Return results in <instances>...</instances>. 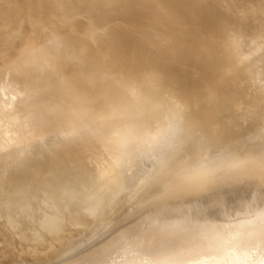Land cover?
<instances>
[{
    "label": "bare ground",
    "instance_id": "1",
    "mask_svg": "<svg viewBox=\"0 0 264 264\" xmlns=\"http://www.w3.org/2000/svg\"><path fill=\"white\" fill-rule=\"evenodd\" d=\"M233 1L234 0H160L157 3L159 5L156 4L153 6L158 7L159 9H163V10L167 9L165 12V16L167 19H165L164 22H161V21L157 22L155 18L151 21L153 24L149 25L150 27L148 28L147 19L151 16L152 13H155V10L150 5L148 6L138 0H0V15L2 19L3 18L8 19L6 23L3 24V28H1L3 38L5 39L7 43L8 42L10 43L8 45V54L6 57L7 59L15 57L14 59H10L9 65L6 63L9 66L8 68L9 71H12L16 69L17 67L19 68V67L28 66V65L29 66L36 65L37 67H39L38 65L42 66V62H43L42 58H44V61H46L47 66L43 67V70L41 73H44V75H42L40 79L44 80L46 71H48L55 76V80L53 81V84L60 90L65 89L66 87H69L70 90L76 91L78 89L84 93L83 97L69 96L67 98H64L66 100L64 104L59 103L56 100L59 98V96L62 97L59 93V96L56 97L52 106H50V104L53 100V97L51 95H46V94L42 95L39 101L44 102L46 104V108H48L51 111L50 116H49L50 124L52 126L57 125L56 127L64 123H67V124H64L66 125L64 127L55 128V130L51 133L43 132L40 134H36L33 130H28V129H25V131H22L24 130V128H22L20 131H22L21 137L23 139V142L25 141L32 142L34 140L36 141L38 140L48 141L49 140L48 145L50 144L51 146H53L51 144L52 141L56 142V141H61V139H64V140L66 139V142L68 143L70 148L76 152V154L79 153L82 157L83 156L85 157L87 154L91 153L93 155V158H92L93 161L104 158L105 159V162L103 161L105 163V164L103 163L104 166L103 167L99 166L101 168L99 169V171H96L94 174L96 181H98V183L101 184V186L102 185L104 186L107 180L109 181V178L107 179V176L105 175L103 176V172L107 170L108 172H110L109 174L110 178L114 177L115 182L119 184V186H115L117 188L116 190L120 188V191L118 192L115 190L117 192L116 193L117 202H116L115 208H113V210L109 211L108 213L107 211H105L107 213L105 214L106 216H111V221L105 233L102 235L98 234L99 236L94 234L95 236H92V237L89 236L90 238L88 240H82L83 244L78 243L81 246L79 245L78 248L76 247L77 248V249L75 248L76 250L68 247L70 251L67 249L69 253L68 252H65V253L70 254V252L72 251L70 257L63 259V258H60L61 256L58 257L57 255L58 258L53 257L52 260H54L55 258V261H53V263L50 262L51 264H93L95 261L97 262V260L102 262L103 259H104L103 261H105V259L107 260L119 253L127 251V249L135 248L139 242L138 240L139 238L135 237L137 236L136 234H139L140 236L141 235L144 236L151 232L157 231V228L159 229L164 228L165 230L167 226L173 229L176 226L177 227L179 225L183 226L184 224L187 225L194 221H195L194 222V226H195V224H197L196 221H198L197 219L199 218H200L199 223L203 224V225H200V227L204 226V227L199 228V226L197 225L199 230L203 229L202 231H204L206 229L208 230L210 229L212 231L213 230L216 231V232L214 231L213 232L217 234L216 229L218 228L219 230L220 228H223L220 226L222 222L219 223L220 218L218 217H217V219H219L218 221L213 219L215 218L213 216L215 215V213H212V212L215 208H219V204L220 205L230 204L229 206H222L223 207L221 211V213L223 214L222 217H225L228 219L226 220V223L223 222L222 224L223 226L228 225L229 227H231L232 225L233 226L237 225L236 227H238L237 229L239 232L242 230L248 229V228L252 229L253 227L259 226L258 223H257L258 225L256 224V220H259L261 217L255 218L256 216L255 214L256 213H258L257 215L264 214V209H262L263 205L260 203V199H264V179L262 181L261 176L259 177L258 175L257 176L255 175L247 179L246 178L238 179V180L233 179V180H226L224 182L222 180L221 182L219 181L214 184L212 183L211 184L213 185L212 192L207 193V194H205L204 192H200V191L185 192V193L182 191H180L179 193H176V192L173 193L171 191L172 186L177 182V179H179L180 181L182 178L184 179V178L189 177L190 174L194 176L203 175L205 173L206 175L209 174L208 170L210 168L212 167L216 168L219 166V161L216 162V159H219V156H217L216 154L217 152H219V148L220 147L227 148L228 146H230L231 143H238L242 140L241 134L232 136L231 134H227V132L224 129L220 128L221 126L219 127V130L217 129L218 127L217 128L214 127V130L212 133L209 131L210 129H208V132H206V134L205 133H202L199 135L197 134L198 125H194L192 121L193 120L197 121L198 119H201L202 117H206L208 119V122H212L211 119L218 118V116H222L220 112L218 114L217 107H216L217 110L215 109V107H211L209 105H207L204 108H199L197 111L192 113V115L190 116L191 118L189 122H185L184 120H181L180 118L182 116L180 115L181 117L178 118L179 119L178 120L179 122H178L177 118L175 119L174 116L176 117V115H178L179 113L176 114L175 113L176 111H173L175 110V108L172 109L171 107L173 106H171L170 104L171 107L169 109L170 110L172 109V111L176 114V115L173 114L174 115L173 119L176 120V121L174 120L175 123L178 122L179 124L175 125L173 128H168L169 125L167 126L165 124L167 128L162 130L159 126L156 127V125H153V127L145 126L141 128H136L133 123V122H136L135 121L136 118L132 116L131 114L132 112L129 110H126V107L124 111L123 110L121 111L116 106V101H118L122 97L129 99V96H130V98H134V100L135 98L138 97V100L136 101H139V99L141 100L142 103H140V105L142 104L141 106L143 107V109L139 108V110L148 109L150 111V109L152 110V108L154 110L155 105H157L156 107L159 108L160 106H162L161 104L164 103L163 101L166 100V99L164 100L162 99L163 100V101L161 100L162 102L160 100H157L159 97L158 98L154 97V94L157 93V91H160L162 93L163 92L168 93L170 90H173V89L175 90L176 87L178 86L179 88L182 87V83L178 79V76L180 75L179 73L181 71L179 72L178 71L179 69L177 70L176 68L169 71L171 73L170 84L167 83V84L161 85L155 81L152 83L148 81L146 83H142L139 85V84H136V82L139 81V83H141V81L138 80V78H143L142 76L143 74L154 76V74L155 75L157 74L156 72L159 69H163V70L170 69L171 66L168 64V60H170L173 56H176L177 49L180 48L181 50L182 49L184 50L185 47H188L185 38L187 34L190 33L189 31L199 32L203 37L205 36L206 37L205 39L208 43V48L213 45L216 46L217 44L220 43L221 40L228 39L229 36H231L233 33H236L240 39L245 38V35L242 29L245 30L244 31L245 33L251 32V35H249L251 39L261 38L264 40V0H246L247 1L246 7H247L248 15L245 18H240V17L232 18L229 15V13L226 10H224L223 7L227 5L229 6V4ZM5 3H10V5H7ZM224 4H227V5H224ZM111 12H113V14L117 12L119 14L124 15L122 18L118 17L117 20L118 22L119 21L120 22L119 23L116 22V23L131 24V26L137 27V30L138 29L141 30L139 35L135 34V36L125 38V36L121 34V31L117 26L112 27L111 25H109L110 21L115 20L114 19L115 16H113V19L107 18L110 16ZM255 16H258V18ZM231 19H234L235 21H237L236 24H238V26L228 29V26H229L228 22H230ZM122 20H124V22ZM169 20L170 22H168ZM173 21H174V25L172 26L171 22ZM98 22H101L104 24L105 30L95 35L93 33L95 30L92 29V25L93 23H98ZM81 25L84 26L85 29L78 30V27ZM128 26H126V28ZM158 26H162V27H158ZM107 28L108 29L113 28V29H110V31L111 30L112 31L109 33V30L106 31ZM123 28L125 29V27ZM186 28H191V30L188 31ZM94 39L97 42V48H94V46H91L93 44H91L90 41ZM164 40H170V41L172 40L173 43L172 45H170L172 46V48L171 47L165 48L163 45L161 47L160 46L157 48L155 47V46H158L156 44L161 45L162 41ZM249 52L250 54L252 53V51H248V53ZM79 56H80V61L78 62L75 59V57H79ZM48 59L50 61H48ZM92 60L96 61L97 64L92 65L91 63ZM67 63L76 64V69L74 70L75 74L73 73V76L70 77V78H73V80L70 81V78L67 77L65 78L66 80L65 82L61 79V76L64 74L63 72L64 65ZM3 64L5 63H3V60L0 59V67L3 66ZM199 65L202 66V64L200 63L198 64V66ZM257 68H258L257 75H260L264 72V57L260 59V64L258 65ZM39 73H40L39 70H35L33 73L27 74L25 76L32 78L35 74H39ZM86 74H92L93 76L91 79L88 80L85 76ZM163 75L164 73H160V76H163ZM135 76L138 77V78L136 77L137 80H135ZM131 77L132 79L134 77V80L136 82H133L134 80H130V84L131 85L134 83L135 84L132 86L126 85L125 83L127 81L126 78L130 79ZM212 79L214 80L212 81L210 80L206 82L205 86L204 85L202 86V83H196L192 85V87L188 89L189 91H191L192 94L191 95L188 94V96H185V98L190 100L191 96H194L193 93L198 94V95L201 93H206L205 95L208 96L207 98L208 101L209 100L212 101L214 99L217 100V98H220L221 96L228 99L229 98L227 94L228 89L226 90L225 93H223L222 90H225L224 87L226 88V86L228 85L226 81L228 82L230 78L226 79L225 81L223 80L220 81L216 79L215 77ZM153 80L155 79H152V81ZM262 80L264 81V79ZM2 83H7V85H5V88L8 89L7 91L13 88L12 82L10 81L9 78L3 80ZM261 84H264V82H262ZM177 90L179 89L177 88ZM140 97L141 98L144 97L142 98V99H145L144 103ZM154 98H157V99L153 101ZM134 100L133 101L131 100V101L135 103L136 101ZM156 100L161 102L159 107H158V103L155 104ZM174 100L172 101L175 102ZM170 102L168 101V103ZM165 103L167 102L165 101ZM128 104H130L131 106V103H128ZM135 104H139V102ZM172 105L174 104L172 103ZM164 108H165V104H164L163 109ZM177 108H180V107L178 106ZM182 108H180V110H183ZM156 110L157 109H155V112L156 114L158 112V114L156 115L155 112H153V114L158 116L160 119L162 117L163 112H161L160 109H158V111ZM159 111L161 113H159ZM172 111L170 112L171 114L173 113ZM168 113H166L167 116H168ZM166 114H164V117ZM164 117L162 119H164ZM76 119H79V121L71 122ZM173 122L171 121V124ZM168 123H170V121ZM211 125L210 123H208L207 127L210 128ZM228 135H231L232 138L227 139L226 137H228ZM170 136L171 137L173 136L175 140L174 141L171 140L172 138ZM161 138L164 141H161ZM248 139H251V140L259 139V141L263 140L264 139V128L262 132H257L254 135L252 134ZM160 142L162 143L161 146L159 144ZM7 144L8 142L5 140V138L0 136V146H5ZM46 144H43V145L45 146ZM33 145L35 146V144ZM57 145L55 143V146ZM27 146H29L28 143H27ZM17 148L13 149V147L12 148L7 147V149H9V152L5 153L3 155V158L1 157L0 163L6 160H7L6 162H8L11 159H13L11 160L13 162L15 158L21 154L22 149H17ZM67 149L69 151L68 147ZM196 150H203L200 152H203L201 156L204 158H201L200 156L194 160H191L192 158L190 157L191 156L190 153ZM50 151L48 153H50ZM73 151H70V152H73ZM0 154L2 155L3 152ZM57 154H58V151H57ZM68 155L70 156L69 153ZM212 155L214 157H211ZM22 156L24 159L25 156L24 155ZM22 156H20V158ZM61 156H64V155H61ZM105 156H107L108 158L106 159ZM32 158L33 157H31V159ZM36 158H39V156ZM51 159L52 158H50V160ZM20 160L21 159H19L18 161ZM50 160H48V163ZM54 160L55 158L53 159V161ZM128 160H129L128 169L127 170L125 169L126 171L124 170L123 173H120L119 169L117 168L119 163L121 164L123 161L126 162ZM62 161L67 162V159H65V161L64 160ZM12 162L10 166L12 165ZM15 163L16 162H14L13 164ZM60 163L62 164V162ZM24 164L25 163H23L22 167H24ZM86 164H88L87 161H86ZM17 165L21 166L20 164H17ZM56 165L58 166L57 163ZM62 165H64V163ZM68 165H69V162H68ZM69 167L71 168V166ZM122 167L125 168L124 166ZM208 167L210 168L208 169ZM10 168L12 169V167ZM86 169H89V168H87L86 166ZM0 171H1V168H0ZM263 173H264V170H263ZM12 174H14V172ZM4 175H5V172L3 173V176ZM15 175L17 174L15 173ZM36 175H37V172H36ZM39 177H42V176H39ZM7 180L8 179H6V181ZM46 182L47 181L44 182V185ZM14 183H16V181H14ZM8 185L6 187L10 188L12 184L10 183V186ZM48 185H46V188L48 189V187H50V189L48 190L51 191V186H48ZM3 186L2 187L0 186V187L3 188ZM6 187H5V190H8L6 189ZM26 187L27 186H25L24 188L27 191L28 188ZM1 188H0L1 190L0 192H2ZM112 188L113 187H110V190L106 188L104 191V194L107 193V195L108 194L112 195L113 194L111 191ZM13 192H14V189H13ZM13 192H11V194ZM3 193L7 197V194L5 193V191ZM39 193L41 194L40 189H39ZM12 195L10 197H12ZM31 196L33 197V195ZM6 197L5 199L8 198ZM21 198L23 199L24 196ZM40 199H41V196H40ZM45 199L42 198L43 204L45 203V201H47ZM0 200H3V198H1ZM63 201L64 200L62 199V202ZM32 203L33 202L31 200V204ZM113 204L115 205V203ZM4 205L6 204H3V207ZM28 205H30V203ZM61 205L63 204L61 203ZM49 206L51 207V205ZM110 207H113V206L110 205ZM65 208H66V205L65 207H59L56 210H52V211H55L54 213L52 211L50 213L46 210L40 211L37 209L38 211H34L31 215H29V217L28 215H25V214H24L25 216L18 218V219H16L17 217L16 218L14 217L16 221L12 219L10 223L12 226H14V228L16 227V229L19 230V231L17 230L19 234L16 233L19 235V237L28 239V242H31L29 240L35 241L36 243L32 242L31 244L33 243L34 245L37 244L39 248L45 249L48 246H50L48 245L49 239L47 238H52V239L57 238V237L60 238L61 237L60 234L62 230L68 227L69 225L71 224H80V225L85 224L86 225L87 222L90 221V219L87 217L88 215L84 213L82 214L77 213L79 215L77 217H73L75 215H73L72 217H68L67 214L65 213V210H64ZM98 209L100 208L98 207ZM4 210L6 211V209ZM261 210L263 211V213L259 214ZM101 211H103V209ZM6 213L8 212L6 211ZM9 214H10L9 216H11V212H9ZM218 214L219 213H217V215ZM3 216L5 218V216L7 215H3ZM31 217L33 219H31ZM4 218L2 219L3 221L7 219V218L5 219ZM229 218H232V220L230 221ZM254 218L256 220H254ZM26 219L28 220L31 219L33 221L28 222V220ZM98 219H99V216H98ZM2 220L1 222H3ZM99 221L100 219L97 222ZM4 223L0 225L4 226ZM91 224H92V221H91ZM263 224L264 223H262V225ZM6 225L8 226V222ZM102 225L106 226V223ZM12 226H8L7 229L9 230V228ZM205 226H207V228ZM193 228L195 230L198 229L196 227H193ZM227 228H224V229H227ZM194 229L193 231L195 232ZM10 230L12 229L10 228ZM164 230H161L160 232L163 231V234H165ZM188 230H185L184 232ZM210 230L209 232L207 230L204 232L212 233L210 232ZM90 231H91V228H90ZM178 231H180V229H178ZM190 231L191 230H189L188 232ZM202 231L200 232V234L197 231H196L197 234L192 232V236L194 235L198 236L199 234L201 238L202 236L205 237L206 234L204 232H203L204 235H201ZM14 232L16 231L14 230ZM188 232H186V234L189 237L191 235L190 234L191 232L189 233L190 235H188ZM181 233H183V231ZM167 234L168 233L166 232V235ZM234 234L235 233H233L232 236ZM212 235H213L212 238L214 237L217 238L216 235L214 234ZM3 236L2 238L4 239L6 236L4 237ZM12 236L13 235L11 234V238ZM132 236H134L136 239ZM173 236H176V235L174 234ZM192 236L190 237L193 239ZM180 237L178 236L177 238L175 237L176 238L175 241L173 240L174 238L170 237L171 239L169 238L170 239L169 241L171 243L173 242L172 245L173 244L175 245L177 240L178 241L182 240V237L181 238ZM188 237H187V243H190L189 241L190 239L188 240ZM209 237L211 236L209 235ZM184 238L186 240V235L183 236V239ZM0 240H1V237H0ZM11 240L12 239H10V243L13 241ZM185 240L184 241L182 240L183 242L182 241L181 242L187 245L185 243ZM201 240H199L200 241L199 243L203 244L204 242H202ZM206 240H208V238ZM77 241H79V239ZM165 241H168V237ZM180 241H179V244L181 243ZM13 242L17 244V241H13ZM170 242H167V243L171 245ZM195 242H197V245H198V241L195 240ZM195 242L191 243L192 249L194 246H196V245H193V243L196 244ZM11 244H9L10 247L13 246V244L12 245ZM165 244L163 243L164 246ZM176 245L177 246H175V249L176 247H178L177 243ZM4 246L2 247V249L5 250L6 247L4 248ZM164 246L163 248L166 247ZM173 246L171 248H173ZM180 246L179 248L181 249ZM199 246L197 248H199ZM21 248L23 247H20V250ZM186 248H190L189 244L187 245ZM244 248H247V247L244 246ZM17 249L19 250V248ZM7 250H8V247H7ZM10 250L11 248L8 250L7 253H11L9 252ZM181 250H184L183 247ZM14 254H16V252H14ZM9 257H12V256H9ZM194 257H197V256H194ZM214 257H216V255ZM211 259H213V257ZM248 261L250 260L248 259ZM251 261H252V258H251ZM36 262H40V261H36ZM43 263H46V260ZM119 263L123 264V262H119ZM209 263H212V262L209 261ZM27 264H30V263L28 262ZM31 264H33V262Z\"/></svg>",
    "mask_w": 264,
    "mask_h": 264
},
{
    "label": "rangeland",
    "instance_id": "2",
    "mask_svg": "<svg viewBox=\"0 0 264 264\" xmlns=\"http://www.w3.org/2000/svg\"><path fill=\"white\" fill-rule=\"evenodd\" d=\"M138 1L144 3L148 6L150 5L155 10V13H152L151 16L147 19L148 28L150 27L149 25L153 24L151 21L155 18H156L157 22L158 21L164 22L165 19H167L165 16V12L167 9L163 10V9H159L158 7L153 6V5H156L158 3V1H160V0H138ZM5 4L10 5V3H5ZM157 5H159V4H157ZM224 5H227V4H224ZM246 5H247L246 0H234L233 2H231L229 4V6L227 5L223 8H224V10H226L229 13V15L232 18H235V17L236 18H238V17L245 18L248 15ZM112 14H113V12H111L109 17L106 16L109 19L110 18L113 19V16H115L114 17L115 20L110 21L109 25H111L112 27L117 26L120 29L121 34L124 35L125 38L135 36V34L139 35L141 30L140 29L137 30V27H133V26H131V24H125V23H121L122 25L118 24L120 22V21L118 22V20H117L118 17L122 18L124 15L119 14L117 12H115L113 15ZM255 17L258 18V16H255ZM7 20H8L7 18L2 19L1 15H0V59H2L3 63H5V64H3V66L0 67V136L4 137L5 140L8 142L7 145L0 146V149H1L0 153L3 152L2 155L0 154L1 155L0 159H1V157L3 158V155L5 153L9 152V149H7V147L8 148L13 147V149L18 147L17 149H22V150H21V154L18 155V157H16L13 162L11 161L13 159H11L8 162H6L7 161L6 160V161H4L5 163L4 162L0 163V168H1V171H0V178L1 179H0V181H2V182H0V186L2 187L3 185H5V186H3V188L0 187L2 189V192H0V195L1 194L2 195L0 197L3 198V200H4V201L0 200V202H1L0 203V207H1L0 213L2 211V213L0 215L1 216L0 217V224L2 225L4 222L7 224V222H8V226H12L10 223L12 221V219L16 221V219L21 218L25 215H28V217H29V215H31L34 211H38V210H40V211L46 210V211L51 213L52 210H56L59 207H65V205H66V208L64 210H65V213L67 214L68 217H72L73 215H75L73 217H77V216H79L78 214L84 213V214L88 215L87 217L90 219V221H88L89 220L88 218H87L88 220H86V221H88L87 224L90 227L87 224L86 225L85 224H83V225L71 224L62 230V232L60 234L61 235L60 238H58V237L54 238V239L47 238V239H49L48 240L49 242L48 241L47 242H48V245H50V246H48L45 249H41V248H39V246H37V244L34 245V243H36L35 241L29 240L31 242H28V239L19 237V235H18L19 230L16 229V227L15 228H14V226H12L13 228L10 227L12 230H10V228H9V230H10V232H9V230L7 229L8 226L4 223V226L0 225V237H1V240L3 241L2 242L0 240V246H1L0 247L1 248L0 249V264H4V263L5 264H9V263L10 264L11 263L12 264H20V263L21 264H27L28 262L30 264L32 262H33V264H35V263L41 264V263L45 262V260H46V263H43V264H51V263H53V261H55V258H58L60 256H61L60 258H63V259L70 257L72 251L70 252V254L65 253V252H68V250H69L68 247L76 250L81 243L83 244L82 240H88L92 236H95L98 234L102 235L105 233V231H106V229H107V227L111 221V216H106L105 214H107L109 211H111V210H113V208H115L116 202H117L116 201V193L118 191H120V188L118 190H116L117 188L115 186H119V184L115 182L114 177L110 178V175H109L110 172H108L107 170H105L103 172V176L104 175L107 176V179L109 178V181L107 180V182L104 186L103 185L101 186V184H99L98 181H96L94 174L96 171H99V169L104 166V164H105L104 158L97 159L96 161H93V159H92L93 155L91 153L87 154L85 157L84 156L82 157L79 153L76 154V152L70 148V146L66 142V139L65 140L61 139V141H56V142L52 141L53 143L50 141L53 146H51L50 144L48 145L49 140L48 141H44V140L36 141V140H34L32 142H27V141L23 142V139L21 137V132L25 131V129L33 130L36 134H40L43 132L51 133L55 130V128L64 127V126H66L64 124H67V123L61 124L58 127H56L57 125L52 126L50 124V121H49L50 117L49 116H50L51 111L48 108H46V104L44 102L39 101L40 97L42 95L46 94V95H51L53 97V100L50 104V106H52L56 97L59 96V93L63 98L59 96V98L56 100L62 104H64L66 102V100L64 98H67L69 96L83 97L84 93L78 89L76 91L70 90L69 87H66L65 89L60 90L59 88H57L53 84V81L55 80V76L48 71H46V75H45L44 80L40 79L41 76L44 75V73H41L43 70V67L47 66V63H46V61H44V58H42L43 59L42 66L38 65L39 67H37L36 65L35 66H29L28 65V66H23V67H19V68L17 67L16 69L9 71L8 65L10 63V59H14L15 57L9 58V59H7V57H6L8 54V45L10 43L9 42L7 43L5 41V39L3 38L1 28H3V24L6 23ZM122 21L124 22V20H122ZM116 22H118V23H116ZM168 22H170V20ZM228 23H229L228 29L238 26V24H236L237 21H235L234 19H231V21ZM171 24L173 26L174 21L171 22ZM119 25H121V26H119ZM126 26H128L127 27L128 29L126 28ZM123 27H125V29ZM158 27H162V26H158ZM82 29H85V27L82 25L78 27V30H82ZM92 29L95 30L93 33L95 35H97V33H101L105 30V26L101 22L93 23ZM110 29H113V28H110ZM110 29L107 28L106 31L109 30V33H110L112 31V30L110 31ZM186 29L188 31L191 30V28H186ZM242 30H243V33L245 35V38L240 39L236 33H233L231 36H229L228 39L221 40L219 44H217L216 46H214V45L210 46L209 48H208V43L205 39L206 38L205 36L203 37L199 32L189 31L190 33H188L186 38H185L188 47H185L184 50L183 49L181 50L180 48H178L177 52H176L177 53L176 56H173L170 60H168V64L171 66L170 69L163 70V69L158 68L159 70H157V72H156L157 74L156 75L154 74V76H150L148 74H143L142 75L143 78H138L137 76H135V80H137V78H138V80H140L141 83H139V81H137L138 82L137 83L134 80V77H133V79H132V77L130 79H128L129 77L126 78L127 81L125 83H126V85H129V86H132L135 84L134 83L131 85L130 80H134L133 82H136V84H139V85L142 83H146L148 81L151 83L155 81L161 85H164L167 83L170 84V82H171V77H170L171 73L169 72L170 70L176 68L177 70L179 69L178 70L179 72L181 71L179 73L180 75L178 76V79H179V81H181L182 87L179 88V86H178V87H176L175 90L174 89L170 90V91L168 90L169 91L168 93L167 92L162 93L160 91H157V93L154 94V97H157V98L159 97V98L158 99L154 98L153 101L155 99L160 100V101L162 99L163 100L166 99L164 101L162 100L164 102L162 104H161L162 101L161 102L157 101V100L155 101V104L158 103V107L160 104L162 105V106H160L161 108L160 107L157 108L156 107L157 105H155V109H157L156 111H158V109H160V111L163 112L162 117L160 119L158 116H156L158 114V112L156 114L155 109L153 110V108H152V110L149 108L150 111L148 109L139 110V108L143 109V107L141 106L142 104L140 105V103H142L140 99H139V101H136V100H138V97L135 98V100H134V98H130V96H129L130 101H129V99L122 97L121 99L116 101V106L121 111L122 110L124 111L125 107H126V110H129L132 112L131 113L132 116H134L136 118V120H135L136 122H133L134 126L136 128H141V127H145V126L146 127H153V125H156V127L159 126L162 130L166 129L168 125H169L168 128H173L175 125L179 124L178 118H180L181 116H182L180 118L181 120H184L185 122H189V120L191 118L190 116L192 115V113L197 111L199 108H204L207 105H209L211 107H215L216 110L218 108V114L220 112V114L222 116H218V118L211 119L212 122H208V119L206 117H202L201 119H198L197 121L193 120L192 123L194 125H198V127H197V134L198 135L202 134V133L206 134V132H208V129H210L209 131L212 133L214 130V127L215 128L218 127L217 129L219 130L220 126H221L220 128L224 129L227 132V134H231L232 136H235L238 134L242 135V138H241L242 140L240 142L231 143L230 146H228L227 148L226 147L225 148L224 147L219 148V152L216 153L217 156H219V159H216V162L219 161L218 167H216V168L208 167V169L209 168L210 169L208 170L209 174H207V175H206V173L203 175H198V176H196V175L194 176V175L190 174L189 177L184 178V179L182 178L180 181H179V179H177V182L172 186V189H171V191L173 193H175V192L179 193L180 191H182L184 193L185 192L200 191V192H204L205 194H207V193L212 192V189H213V187H212L213 185H211L212 183L214 184V183L219 182V181L221 182L222 180L224 182L226 180H233V179L234 180L245 179V178L247 179V178L255 176V175L256 176L258 175L259 177L261 176L262 181L264 179V173H263V170H264V139L261 141H259V139H253V140L248 139L252 134L254 135L257 132H262L263 128H264V84H261L262 82H264L262 80V79H264V72L260 75H257V72H258L257 67L260 64V59L262 57H264V40L261 38L251 39L249 37V35H251V32L245 33L244 32L245 30L244 29H242ZM246 31H248V30H246ZM159 42H161V41H159ZM90 43L93 44L91 46H94V48H97V42L95 41V39L90 41ZM172 43H173L172 40L171 41L170 40H164V41H162L161 45L156 44L158 46H155V47L157 48V47H159V46L161 47L163 45L165 48L166 47L172 48V46H170V45H172ZM248 51H252V53L250 54V52L248 53ZM75 59L79 62L80 56L75 57ZM48 61H50V60L48 59ZM91 63H92V65L97 64V62L94 60H92ZM199 63L202 64V66L201 65L198 66ZM99 65H101V64H99ZM75 69H76V64H73V63L65 64L64 68H63L64 74L61 76V79L66 82L65 78H67V77L70 78L71 76H73V73L75 74V71H74ZM35 70H39L40 73L35 74L32 78L25 76L27 74L33 73ZM160 73H164V75L160 76ZM157 75H159V76H157ZM85 76L89 80L92 78L93 75L92 74H86ZM201 77H202V79H201ZM214 77L220 81H222V80L225 81L226 79L230 78L228 80V82L226 81V83L228 85L226 86V88L224 87L225 90H222L223 93H225L226 90L228 89L227 91L231 94L230 95L227 92V94L229 96L228 99L220 95L221 97L217 98V100L214 99L212 101H210V100L208 101V99H207L208 96L205 95L206 93H201L199 95L193 93L194 96H191L190 100L185 98V96H188V94H190V95L192 94L191 91L188 90L192 87V85H194L196 83H202V86L203 85L205 86L206 82H208L210 80L211 81L214 80V79H212ZM7 78L10 79V81L12 82V86H13V88L10 89L9 91H7L8 89L5 88V85H7V83H2V81L7 79ZM152 79H155V80L152 81ZM71 80H73V78H70V81ZM128 80H129V82H128ZM23 82H25L26 84ZM177 88L179 90H177ZM219 93H221V92H219ZM162 95H163V97H162ZM142 98H144V97H142ZM230 98L233 102L230 100ZM131 100L136 101L135 103L139 102V104H135ZM142 100L144 103L145 99H142ZM167 100L169 102L170 101L171 102L168 103ZM172 100H174L175 102H173ZM165 101L169 105L167 103H165ZM128 103H131V106ZM172 103L174 105H172ZM164 104H165V108L163 109ZM170 104L173 107H171ZM177 105L180 108L183 107L182 108L183 110H180V108H177L178 107ZM236 105H238V106L240 105V106L238 107ZM139 106H141L142 108ZM170 107L172 109L175 108V110H173V111H176L175 112L176 114L179 113L178 114L179 117H178V115H176L172 111V109L171 110L169 109ZM160 111H159V113H161ZM171 111L173 112L172 114L170 113ZM146 112H148V113H146ZM153 112H155L156 115L153 114ZM166 113H168V116H170V117H168ZM164 114H166L165 117H164ZM173 114L176 115V117ZM173 116L175 119L177 118V121H178L177 123H175L176 120L173 119ZM163 117H164V119H162ZM78 121H79V119H76V120L71 121V122H78ZM169 121H170V123H168ZM171 121L172 122L174 121V122L171 124ZM45 122H47V123H45ZM208 123H210V125L212 124L210 126V128L207 127ZM22 128H24V130L20 131ZM251 128H252V130H251ZM255 131H257V132H255ZM231 135H228V137H226V138L227 139L232 138ZM170 137H169V139H170ZM171 138H172L171 140H173V141L175 140L173 138V136ZM196 138H198V137H196ZM161 141H164V140L161 138ZM173 141H172V143H173ZM26 142L28 143L29 146H27ZM55 143H56V145L58 143L59 144L57 146H55ZM33 144H35V146ZM43 144H46V145L44 146ZM159 144L161 146L162 143L160 142ZM42 145H43V147H42ZM48 146H50V147H48ZM66 146L69 148V151H68ZM27 148H29V149H27ZM58 148L60 150L61 149L62 150L60 151ZM31 149H32V151H31ZM49 151H50V153H48ZM57 151H58V154H57ZM70 151H73V152H70ZM200 151H203V150H196V151H193L192 153H190V155H191L190 157L192 158L191 160H194L197 157H200L201 154L203 153ZM33 152H35V153H33ZM211 152H212V150H211ZM22 153H24V154H22ZM51 153H53V154H51ZM68 153L70 154V156L68 155ZM49 154L51 155V157ZM22 155L25 156L24 159H23ZM29 155L33 158L31 159V157ZM59 155L60 156L64 155V156H61V158H60ZM20 156H22V157L20 158ZM34 156H35V158H34ZM38 156H39V158H36ZM49 157L52 159L50 160ZM86 157L87 158L89 157V158L87 159ZM105 157H106V159L108 158L107 156H105ZM211 157H214V156L212 155ZM18 158L21 160L18 161L19 160ZM54 158H55V160L53 161ZM201 158H204V157L201 156ZM65 159H67V162L65 161ZM22 160H23V162H22ZM48 160H50L49 163L51 162L50 165L48 163ZM62 160H64L65 162H63ZM80 160H81V162H80ZM86 161L88 164H86ZM11 162H12V165L10 166ZM14 162H16V163L13 164ZM60 162H62V164L64 163V165H62ZM68 162H69V165H68ZM123 162L121 163L122 165L119 163V165L117 167L119 169L120 173H123V171L125 169L127 170L129 167V164H128L129 160L126 162L125 161H123ZM6 163L7 164L9 163L8 164L9 166ZM23 163H25L24 167H22ZM56 163L58 164V166L56 165ZM3 164H5V165H3ZM17 164H20L21 166H19ZM126 164H127V166H126ZM13 165H14V167H13ZM60 165H61V167H60ZM69 166H71V168ZM86 166L89 169H86ZM99 166H101V167H99ZM122 166H124L125 168H123ZM10 167H12V169ZM64 167H65V169H64ZM15 168L16 169L19 168V169L16 170ZM121 168H122V170H121ZM13 169H14V171H13ZM93 170H94V172H93ZM2 171L5 172L4 176H3L4 172H2ZM12 171L14 172V174H12L13 173ZM21 172L23 173V175ZM36 172H37V175H36ZM15 173L17 175H15ZM18 176L19 177L22 176V177L19 178ZM39 176H42V177H39ZM15 178H16V180H15ZM6 179H8V180L6 181ZM30 179H32V180H30ZM52 179H54V180H52ZM111 179H112V181H111ZM14 181H16L17 184L14 183ZM45 181H47L46 183H48V184L50 183V184L48 185L45 183V185H44ZM3 183H5V184H3ZM10 183L13 186L12 185L10 186ZM125 183H126V181H125ZM7 185L10 186V188L6 187ZM46 185L51 186V191L48 190V189H50V187L47 186L48 189L46 188ZM23 186L24 187L27 186L26 187V188H28L27 191L25 190V188ZM5 187L8 190H5ZM13 187H15V188H13ZM110 187H113L112 188L113 190L111 189L113 194L112 195L111 194L107 195V193L104 194L105 189L107 188L110 190ZM20 188L24 191V193ZM13 189H14V192H13ZM39 189H40L41 194L39 193ZM52 189H53V191H52ZM4 191L7 194L8 198L3 193ZM9 191L13 192L12 193L13 195ZM82 191L84 192V194ZM7 192H9L10 194ZM108 192H110V191H108ZM38 193H39V195H38ZM34 194H36V195H34ZM42 194L45 196H43ZM56 194H58V195H56ZM11 195H12V197H10ZM31 195H33V197ZM176 195H178V194H176ZM23 196H24V198H23L24 200L21 198ZM40 196H41V199H40ZM109 196H110V198H109ZM5 197L7 199H5ZM61 197H63V198H61ZM20 198H21V200H20ZM42 198H44V199L46 198L45 200H47V201H45L44 204L42 203ZM8 199L9 200L11 199V200L9 201ZM30 199L33 202L32 204H31ZM62 199L64 200L63 202H62ZM105 199L107 200V202ZM6 200H8L9 202ZM48 200H49V202H48ZM3 202H5V203H3ZM57 202H58V204H57ZM60 202L64 206L61 205ZM109 202H110V204H109ZM112 202L115 203V205ZM29 203H30V205H28ZM46 203H47V205H46ZM260 203L263 205L262 209H264V199H260ZM3 204H6V205H4V207H3ZM25 204H26V206H25ZM43 205H45L46 207ZM49 205H51V207ZM110 205L113 207H110ZM229 205L228 204H226V205H224V204L220 205L219 204V208L214 209L217 212H215L214 210L212 212V213H215V215H213L215 218H213V219L218 221L219 220V219H217V217H218V218H220L219 223L222 222L220 224V226L223 228L219 227L220 228L219 230L217 228L216 229L217 234L214 233L216 231L213 230L214 231L213 232L210 229L209 230L212 233H208L209 232L208 229H206L208 232H204L206 230L202 231L203 229L199 230V228L204 227V226L200 227V225H203V224L199 223L200 218L198 217L199 219H197L198 221H196L197 224H195V226H194V222H195L194 221V222L190 223L191 225L190 224H187V225L184 224L185 226L179 225L178 227L177 226L174 227L175 229L174 228L172 229L171 227L169 228L167 226H166L165 230H164V228L163 229L157 228V231L151 232V233L144 235V236L141 235L142 237L139 234L135 233L138 237L135 235L134 236L136 238H139L138 239L139 242L135 248L127 249V251L119 253V254H117V255H115V256L107 259V260L105 259V261H103L104 259L103 260L101 259L102 262L97 260V262L95 261L93 264H95V263L96 264H120L119 262H123V264H134V263L135 264H171V263H173V264H247V263L255 264L256 262H257L256 264H261V261L264 259V241H263L264 240V232H263L264 231V224L262 225V223H264V219H263L264 214L263 215L262 214L257 215L258 213H256L255 214L256 216L254 215L255 218L261 217L260 219L257 218L259 220H256L254 218V220H256V224L257 223L259 224V226H256L257 228L253 227L252 229H249L247 227L248 229H245V230H242L239 232L237 229L238 227H236L237 225H235V226L232 225L231 227H229L228 225L227 226L222 225L223 222L226 223V220H228L227 218L222 217L223 216V214L221 213L222 208H223L222 206H229ZM105 206H107V207H105ZM24 207L25 208L28 207L29 209L28 208L25 209ZM98 207L100 209H98ZM4 209H6V211L8 213H6V211ZM9 209H10V211H9ZM102 209H103V211H101ZM27 210H29V211H27ZM71 210H73V211H71ZM105 211H107V213ZM9 212H11V216H9L10 215ZM52 212L54 213L55 211H52ZM102 212H104V213H102ZM217 213H219V214L217 215ZM260 213H263V211L261 210V212H259V214ZM3 215H7V216H5V218H7V219H5ZM100 215H102V216H100ZM98 216L100 219L99 222H97L99 220ZM14 217L15 218L17 217V218L14 219ZM32 217H31V219H33ZM3 218L5 219L4 221L2 220ZM31 219H29V220L26 219V220H28V222L29 221L32 222L33 220H31ZM1 220L3 222H1ZM229 220L231 221L232 218H229ZM91 221H92V224H91ZM104 223H106V226L102 225ZM93 224H94V226H93ZM188 225H189V227H188ZM197 225L199 226V228ZM191 227H192V229H191ZM193 227H196L198 229L195 230ZM205 227L207 228V226H205ZM90 228H91V231H90ZM176 228H177V230H176ZM224 228H227V229H224ZM13 229L16 232H14ZM178 229H180V231L182 230L183 233H181L182 231L181 232L178 231ZM188 229L191 230L190 231L191 233L188 232L189 231ZM193 229L195 230V232L193 231ZM253 229H255V230H253ZM161 230H164L165 234H163V231L160 232ZM185 230H188L186 232H188V235L191 234L190 236H192V232H194L195 234H197V232H198L200 234V232L202 231V233L204 232L208 237L205 235V237L202 236V238H201L200 235L198 234L199 237L194 235V236H192L193 237V239H192L190 236L189 237L187 236L186 232H184ZM246 230H247V232H246ZM1 232H2V234H1ZM166 232L168 234L171 232L170 233L171 236H170V234L169 235L167 234L168 235L167 236ZM16 233H18V234H16ZM178 233H180V234H178ZM202 233H201V235H204V233L203 234ZM233 233H235L234 234L235 236L234 235L232 236ZM11 234L13 235L12 238H11ZM172 234L173 235L175 234L176 236H173ZM212 234L216 235L217 238H215V237L212 238L213 237ZM3 235L6 236L4 239L2 238ZM180 235H181L183 241L185 240V238L183 239V236L186 235L185 243L187 245L189 244L190 248H186L187 245L182 243L183 242L182 240H181L182 242L179 240L181 242L180 244H179V241L177 240L178 242L176 241V243L178 244V247H176V249H175V246H177L176 243L174 242L175 245L173 244L174 245L173 246L172 245L173 242L171 243L169 241L171 238H174L173 240L175 241L177 236L180 237ZM209 235L211 237H209ZM134 236H132V237H134ZM139 236L141 237V239ZM9 237L13 241H17V244L11 240L12 241L11 243L13 244V246L10 247L9 244H11V243H10ZM79 237L81 238V240ZM167 237H168V241H165L167 239ZM187 237H188V240L190 239L189 240L190 243H187ZM13 238H15V239H13ZM180 238H178V239H180ZM194 238H196V239H194ZM207 238H208V240H206ZM78 239H79V241H77ZM201 239H203L204 241ZM24 240L26 242H28L29 245L32 242H34V243L29 246L28 243H26ZM173 240H171V241H173ZM191 240H193V241H191ZM195 240L198 241V245H197V242H195ZM199 240H201L204 243L203 244L199 243L200 242ZM163 241H165L168 246ZM262 241H263V243H262ZM162 242L165 244L166 247L163 245ZM167 242H170V244L173 246V248H171L172 246L169 245ZM192 242L196 243V244L193 243V245H196L194 247L192 246L193 249L191 248ZM223 242H225V243H223ZM18 243H20V244H18ZM24 243H26V244H24ZM78 243H80V244H78ZM6 244H7V246H6ZM77 244H78V246H77ZM182 244L185 246H183ZM245 244H247V245H245ZM70 245H72V246H70ZM162 245L165 248H163ZM3 246H4V248L6 247L5 250L2 249ZM169 246H170V248H169ZM179 246L181 247V249L183 247L184 250H181L179 248ZM198 246H199V248H197ZM244 246H246L247 248H244ZM7 247H8V250L11 248V250L9 252H11V253L13 252L12 254L7 253L8 252ZM20 247H23V248H21V250H20ZM17 248H19V250ZM65 250H67V251H65ZM244 251H245V253H244ZM14 252H16V254H14ZM17 255H18V257H17ZM57 255H58V257H57ZM215 255H216V257H214ZM9 256H12V257H9ZM194 256H197V257H194ZM53 257H55L54 260H52ZM210 257L211 258L213 257V259H215V260L211 259ZM258 257H259V259H258ZM118 258H119V260H118ZM251 258H252V261H251ZM248 259L250 261H248ZM120 260H122V261H120ZM36 261H40V262H36ZM47 261H48V263H47ZM182 261H184V262H182ZM209 261H211L212 263H209Z\"/></svg>",
    "mask_w": 264,
    "mask_h": 264
},
{
    "label": "snow or ice",
    "instance_id": "3",
    "mask_svg": "<svg viewBox=\"0 0 264 264\" xmlns=\"http://www.w3.org/2000/svg\"><path fill=\"white\" fill-rule=\"evenodd\" d=\"M261 264H264V260L261 261Z\"/></svg>",
    "mask_w": 264,
    "mask_h": 264
}]
</instances>
